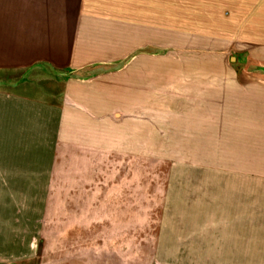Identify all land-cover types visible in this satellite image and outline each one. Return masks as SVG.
<instances>
[{"label":"crops","instance_id":"0c3cea01","mask_svg":"<svg viewBox=\"0 0 264 264\" xmlns=\"http://www.w3.org/2000/svg\"><path fill=\"white\" fill-rule=\"evenodd\" d=\"M203 37L165 24V0H0V78L13 85H0L1 245L25 249L12 230L41 228L64 153L50 205L66 231L57 264H249L250 207L264 205L250 174L177 176L171 157L148 151L153 131L139 145L137 118L165 113L161 142L175 146L197 77L180 54ZM139 161L160 171L139 174Z\"/></svg>","mask_w":264,"mask_h":264},{"label":"rangeland","instance_id":"374dc122","mask_svg":"<svg viewBox=\"0 0 264 264\" xmlns=\"http://www.w3.org/2000/svg\"><path fill=\"white\" fill-rule=\"evenodd\" d=\"M165 24L201 30L203 34H210L212 41L209 43L203 37L202 43L194 50L180 54L187 66L194 68L187 71H193L197 77L193 85L186 83L184 86L186 91L180 103L183 115L181 133L171 134L175 141L170 143L175 146L167 148L165 141L161 142L166 135L165 113L137 118L139 145L145 143L140 141L141 135L147 133L150 139L153 131L154 147L148 151L171 157L172 171L177 176L204 172L248 173L251 176V199L262 202L264 0H165ZM10 81L9 78H0V85L12 87ZM156 97L165 100V92H156ZM57 160L53 173L58 179L51 182L54 192L49 191L47 182L41 228L12 230L18 241L26 240V248L20 244H0V257L4 256L0 264H57L64 261L66 231L53 226L50 211L55 189L65 187L64 153ZM110 169L107 167V172L114 171ZM155 171H160L159 165L139 161L136 167L139 174ZM218 183L222 184L219 189H224L227 182ZM260 204H251L250 207L249 264H264V205ZM106 233L108 237L116 235L114 229H107ZM122 235V231L117 230L116 236ZM7 239L6 233L0 235V240ZM85 247H89L91 253L96 248L93 244ZM70 248L71 254L80 253L82 245H70ZM261 255L262 261L259 260Z\"/></svg>","mask_w":264,"mask_h":264}]
</instances>
